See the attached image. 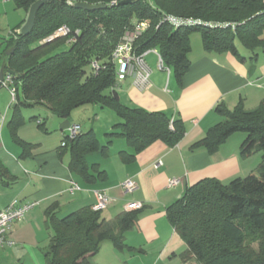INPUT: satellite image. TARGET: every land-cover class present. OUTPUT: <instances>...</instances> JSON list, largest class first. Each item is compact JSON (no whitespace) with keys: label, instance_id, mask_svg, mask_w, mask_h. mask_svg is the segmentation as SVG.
Wrapping results in <instances>:
<instances>
[{"label":"trees","instance_id":"trees-1","mask_svg":"<svg viewBox=\"0 0 264 264\" xmlns=\"http://www.w3.org/2000/svg\"><path fill=\"white\" fill-rule=\"evenodd\" d=\"M36 1L14 0L27 15ZM77 2L106 7L83 10L75 7ZM166 15L202 23L176 28L162 21ZM143 20H149L150 27L136 40L137 53L158 49L180 83L190 70L194 32L201 34L207 52H230L244 60L237 42L254 53L264 49V0H48L38 10L33 30L15 38L9 35L8 47L0 56L3 70L14 72L18 94L9 125L24 152L31 144L17 132L24 123L22 106H45L61 118L87 105L115 113L119 122L105 134V144L94 129L83 131L78 123L81 131L75 138L63 136L66 144L62 148H69L72 156L70 167L86 183L106 176L100 164L88 162V155L100 151L108 157L115 138H125L130 148L119 153L126 163L134 162L138 153L158 140L174 147L183 139L186 127L181 118L129 106L117 93L121 80L113 52L126 30ZM64 25L70 29L68 35L43 42ZM216 111L222 120L210 127L192 150L215 153L232 135L242 132L246 138L241 156L249 158L260 152L261 162L245 177L228 183L205 178L188 186L168 206L167 219L186 244L180 254L183 264H264V100L251 110L240 103L233 109L220 104ZM7 173L0 160V175ZM143 208L125 210L108 219L93 206L60 216L52 204L46 210L50 234L43 249L46 264H100L92 261L106 241L118 251H141L125 239Z\"/></svg>","mask_w":264,"mask_h":264},{"label":"crops","instance_id":"crops-1","mask_svg":"<svg viewBox=\"0 0 264 264\" xmlns=\"http://www.w3.org/2000/svg\"><path fill=\"white\" fill-rule=\"evenodd\" d=\"M238 44L242 46V49L238 48L244 60L230 52H207L204 46L194 52L192 48L190 70L181 83L173 76L174 82L168 85L171 76L168 75L166 80L165 70L158 68L157 57L151 64L150 55L147 59L153 73L147 90H138L132 80L125 84L120 82L118 95L122 102L178 116L185 124L186 134L174 147L160 140L152 143L131 163L124 162L119 155L121 150H130L125 138H115L108 157H103L100 151L88 155V162L100 164V169L106 173L93 183H86L72 171L70 149L62 148L63 136L71 125L78 123L83 131L89 130L84 129L80 117V114H87L89 108L75 109L70 116L56 120L58 116L45 106L20 107L24 123L18 128V136L31 144L24 152L14 140L9 125L13 115L10 95L7 98V93L1 96V92L0 160L9 173L0 175V208L15 200L36 202V206L13 225L10 238L14 244L0 247V264H46L43 249L50 240L46 210L55 204L63 216L93 206L97 190H105L113 199L103 212L108 219L125 211V205L130 201L144 203L142 214L125 239L129 246L141 251L121 253L135 258L148 257L155 264L178 259L186 250V244L167 219L168 206L179 199L188 186L202 179L216 178L228 183L234 178L245 177L261 162L260 152L249 158L241 156V145L246 138L242 132L232 135L215 153L191 148L210 127L222 120L223 116L216 111L218 105L233 109L243 103L251 110L264 100V49L254 53ZM4 109H12L9 117L7 113L2 114ZM32 109L33 113L29 111L27 116L26 112ZM118 122L119 119L113 117L100 132L91 129L105 144V134ZM52 135L53 139H50ZM129 178L134 179L138 187L125 192L122 183ZM173 178L180 179L181 184L169 187ZM72 181H76L81 190L71 193ZM95 258L92 263H98ZM180 264H183L182 260Z\"/></svg>","mask_w":264,"mask_h":264},{"label":"built area","instance_id":"built-area-1","mask_svg":"<svg viewBox=\"0 0 264 264\" xmlns=\"http://www.w3.org/2000/svg\"><path fill=\"white\" fill-rule=\"evenodd\" d=\"M163 22L167 21L174 27H180L185 25L201 24L199 20H191L179 18L172 15H166L162 19ZM150 27L149 20H143L137 22L133 28L126 30L121 42L116 46L113 52L114 62L117 64V76L122 80H126L129 76L133 77V85L138 90H147L151 85V77L153 70L148 62V56L154 54L157 57V65L160 70H165L170 73V69L165 66L163 58L156 48L148 49L142 53H137L136 50V40ZM18 34L20 30H15ZM70 33L68 26L64 25L58 29L49 38L45 39L43 42H48L56 37L66 36ZM72 40H75L74 38ZM94 66L98 68V64L95 63ZM6 88L9 90L11 95V104L13 105L17 102L18 89L15 85L14 76L10 72H5L0 63V90ZM81 131V126L78 124H73L67 129V137L73 139ZM65 142L62 145L65 146ZM181 180L173 178L169 181V187H175L181 184ZM138 187L137 182L129 178L122 183V188L125 192H132ZM70 192L74 193L77 190H81L80 185L76 181H72ZM96 202L93 205V209L96 211H103L112 202V198L105 190H97L95 192ZM36 206V202H25L21 203L18 200L13 201L10 205L5 208H0V247L12 246L14 241L10 238V233L12 227L16 222L24 219L27 211ZM144 207L143 202L130 201L125 205L126 210H137Z\"/></svg>","mask_w":264,"mask_h":264},{"label":"rangeland","instance_id":"rangeland-1","mask_svg":"<svg viewBox=\"0 0 264 264\" xmlns=\"http://www.w3.org/2000/svg\"><path fill=\"white\" fill-rule=\"evenodd\" d=\"M26 18H27L26 11L18 7L16 3L14 2V0H0V56L6 51L8 47L7 38L9 37V35L15 38L17 36V33L14 31L15 27L22 24ZM17 30L19 31L20 28ZM191 45H192L194 52H197L198 50H200L201 46H203L202 36L199 32H194L191 35ZM238 46H240V49H242V46L240 44H238ZM10 48L11 47H9L8 50ZM153 58L155 59L156 56L154 54L153 55L150 54L149 60L151 61ZM151 64H152V61H151ZM164 73L166 74V80H167L168 75L171 76V78H169L168 85H169V82L170 83L174 82L173 74L171 71L170 73H168L167 71H165ZM128 80L133 81V77L129 76L126 80H122L120 82L122 83L124 82L123 84H125V81H128ZM120 89L121 87L119 86L117 88V93L120 92ZM1 92H3L1 96L7 93V98H8L10 95L9 90L6 88H2L0 90V93ZM10 98H11V95H10ZM85 108H89L88 109L89 112H87V114L85 113L80 114L81 115L80 117H82V124L84 126V129H87V130L93 127L96 130V132L97 131L100 132L101 129L104 127V125H107L110 121H112L113 117L119 119L115 115V113L108 108L103 109L99 107L98 105H87V107ZM9 110L10 109H7L6 111V109H4L2 111V114L4 115L5 113H7L6 116L9 117L12 109L10 111ZM29 111L30 113H33V109L28 110L26 112L27 116L29 115ZM38 114L39 113H36V115ZM59 119L60 117L56 118V120H59ZM50 139H53V135L51 136ZM121 252L122 251H118L117 249H115L110 241H106L103 244L102 249L99 251L97 256H95L96 257L95 261L101 264H144V263L145 264H155L156 263L151 258H148V257L135 258L133 256L125 255L124 253H121ZM180 263H181L180 256L178 259L175 258L172 261L164 262V264H180Z\"/></svg>","mask_w":264,"mask_h":264},{"label":"water","instance_id":"water-1","mask_svg":"<svg viewBox=\"0 0 264 264\" xmlns=\"http://www.w3.org/2000/svg\"><path fill=\"white\" fill-rule=\"evenodd\" d=\"M47 1L48 0H37L35 3L32 4V6L29 9L25 23L22 25L20 29V33H22L23 35H27L33 30L35 26L37 12ZM75 7L83 10H95V9L104 8L106 7V5L103 4L93 5L84 2H77L75 3ZM10 73H14V72L11 71Z\"/></svg>","mask_w":264,"mask_h":264}]
</instances>
